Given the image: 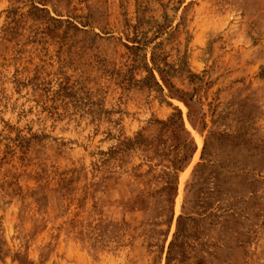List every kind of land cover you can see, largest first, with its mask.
I'll list each match as a JSON object with an SVG mask.
<instances>
[{
	"label": "rangeland",
	"instance_id": "rangeland-1",
	"mask_svg": "<svg viewBox=\"0 0 264 264\" xmlns=\"http://www.w3.org/2000/svg\"><path fill=\"white\" fill-rule=\"evenodd\" d=\"M0 264H264V0H0Z\"/></svg>",
	"mask_w": 264,
	"mask_h": 264
}]
</instances>
